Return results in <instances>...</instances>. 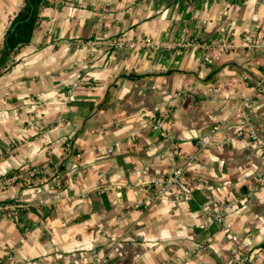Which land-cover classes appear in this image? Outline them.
I'll use <instances>...</instances> for the list:
<instances>
[{
	"label": "crops",
	"instance_id": "crops-1",
	"mask_svg": "<svg viewBox=\"0 0 264 264\" xmlns=\"http://www.w3.org/2000/svg\"><path fill=\"white\" fill-rule=\"evenodd\" d=\"M23 4L0 0V49ZM37 20L0 73V182L44 171L0 183V202L26 205L18 222L0 217V264H264V91L249 109L254 138L225 141L260 70L213 47L264 23L262 2L42 0ZM211 130L216 144L200 150ZM170 142L198 154L182 173L190 195L137 207L147 183L183 164Z\"/></svg>",
	"mask_w": 264,
	"mask_h": 264
},
{
	"label": "built area",
	"instance_id": "built-area-1",
	"mask_svg": "<svg viewBox=\"0 0 264 264\" xmlns=\"http://www.w3.org/2000/svg\"><path fill=\"white\" fill-rule=\"evenodd\" d=\"M185 1H212V0H185ZM242 1V0H237ZM263 4L264 11V0H258ZM82 42V41H81ZM89 45L94 44V41H87ZM86 43V44H87ZM112 46L117 47H130L133 46L132 42L125 43L115 38L111 39L108 43ZM175 44L173 43H162L161 47L173 48ZM207 48L206 44H202ZM215 49V55L223 52L229 51H241L245 55L250 56L255 64L259 66L260 75L258 79L254 82L249 93L243 96L237 106L234 109V116L241 119L242 126L236 130L235 138L228 137L225 141L229 144H234L235 139L242 136L248 135L251 138L255 136V124L252 121L251 115L249 113L250 106L254 102V99L264 91V23L259 24L256 27L248 29L241 36L239 43H234L232 41H219L213 44ZM214 56V55H213ZM212 55L205 54L202 58V65L206 64L213 57ZM163 121L160 118L153 120V126L155 128H161ZM217 129V128H216ZM217 130H211L208 134L201 135L197 138L196 142L199 149H204L209 145L216 144L215 134ZM65 149H68V144L65 145ZM179 149L173 142H170L167 147V154L170 160L175 163L178 158H182V165H174L170 171L162 179H154L147 186L152 187L150 194L146 195L143 200L136 202V206H141L142 208L150 206L151 204L162 200L166 195H168L171 190L175 189L182 193L184 196L190 195V186L183 180L182 173L185 167L190 165L192 162L198 159V154H187L181 155L178 153ZM177 158V159H176ZM43 168L39 166H29L21 168L19 171L12 173V175L3 178V182L7 183L15 180H31L34 177L40 175L43 172ZM263 178L260 177L259 181ZM56 187H60V182L58 179L54 180ZM240 201V200H239ZM239 202L237 200H229L221 204L215 211L211 212V218L213 221L222 222L223 214L235 207ZM26 208V205L21 201H5L0 202V217L7 215L14 222H18L20 218V213ZM234 238V236H232ZM245 259L244 257L242 258ZM90 264H101L100 261H95Z\"/></svg>",
	"mask_w": 264,
	"mask_h": 264
},
{
	"label": "trees",
	"instance_id": "trees-1",
	"mask_svg": "<svg viewBox=\"0 0 264 264\" xmlns=\"http://www.w3.org/2000/svg\"><path fill=\"white\" fill-rule=\"evenodd\" d=\"M42 0H24L6 29L0 49V73L8 66L11 54L29 42L37 25V8Z\"/></svg>",
	"mask_w": 264,
	"mask_h": 264
}]
</instances>
